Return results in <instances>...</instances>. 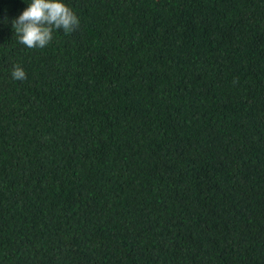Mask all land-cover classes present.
<instances>
[{
  "label": "trees",
  "instance_id": "1",
  "mask_svg": "<svg viewBox=\"0 0 264 264\" xmlns=\"http://www.w3.org/2000/svg\"><path fill=\"white\" fill-rule=\"evenodd\" d=\"M64 2L0 0V264H264V0Z\"/></svg>",
  "mask_w": 264,
  "mask_h": 264
},
{
  "label": "clouds",
  "instance_id": "2",
  "mask_svg": "<svg viewBox=\"0 0 264 264\" xmlns=\"http://www.w3.org/2000/svg\"><path fill=\"white\" fill-rule=\"evenodd\" d=\"M77 14L64 0H28V7L12 21L15 36L28 48H44L53 40L55 30L70 33L79 26ZM15 80L27 79L19 64L12 69Z\"/></svg>",
  "mask_w": 264,
  "mask_h": 264
}]
</instances>
